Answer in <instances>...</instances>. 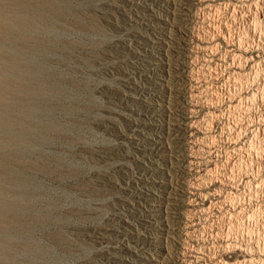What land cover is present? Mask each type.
<instances>
[{"label": "rangeland", "instance_id": "1", "mask_svg": "<svg viewBox=\"0 0 264 264\" xmlns=\"http://www.w3.org/2000/svg\"><path fill=\"white\" fill-rule=\"evenodd\" d=\"M0 264H264V0H0Z\"/></svg>", "mask_w": 264, "mask_h": 264}, {"label": "bare ground", "instance_id": "2", "mask_svg": "<svg viewBox=\"0 0 264 264\" xmlns=\"http://www.w3.org/2000/svg\"><path fill=\"white\" fill-rule=\"evenodd\" d=\"M206 1V0H205ZM209 1H211V0H209ZM213 1V0H212ZM178 2V1H177ZM199 2V1H198ZM219 2V1H218ZM222 2V1H221ZM239 2V1H238ZM212 3V2H211ZM208 4V3H207ZM213 4V3H212ZM226 4V3H225ZM239 4V3H238ZM204 7H205V5H203ZM229 7V6H228ZM203 8V7H202ZM207 8V7H206ZM236 8V7H235ZM239 9V8H238ZM182 10V9H181ZM235 11H236V9H235ZM187 13V12H186ZM215 13V12H214ZM225 13V12H224ZM239 14V13H238ZM208 15V14H207ZM221 15V14H220ZM252 15V14H251ZM236 16V15H235ZM234 16V17H235ZM233 17V18H234ZM237 17V16H236ZM211 18V17H210ZM194 19V18H193ZM235 19V18H234ZM237 19V18H236ZM182 20V19H181ZM200 20V19H199ZM198 20V21H199ZM213 21V20H212ZM206 22V21H205ZM210 22V21H209ZM224 22V21H223ZM229 23V22H228ZM248 23V22H247ZM208 24V23H207ZM211 24H213V22L211 23ZM210 24V25H211ZM232 24V23H231ZM235 24H236V22H235ZM197 25V24H196ZM204 25V24H203ZM237 25V24H236ZM239 25V24H238ZM237 25V26H238ZM230 26V25H229ZM216 27V26H215ZM231 27V26H230ZM234 27V26H233ZM236 27V26H235ZM204 28V27H203ZM208 29V28H207ZM236 31V30H235ZM234 35V34H233ZM199 36V35H198ZM203 36V35H202ZM225 35H223V37H224ZM235 36V35H234ZM249 37V36H248ZM225 38V37H224ZM221 40V39H220ZM231 40V39H230ZM192 41H193V39H192ZM222 41V40H221ZM228 41V40H227ZM231 42V41H230ZM229 42V43H230ZM218 43V42H217ZM229 43H226L228 46H229ZM191 44V43H190ZM221 45V44H220ZM253 45V44H252ZM173 46V45H172ZM234 47V46H233ZM249 48V47H248ZM219 49V48H218ZM229 49V48H228ZM237 49H239V46H238V48ZM236 49V50H237ZM196 50V49H195ZM238 51V50H237ZM246 51H248V50H246ZM222 53V52H221ZM229 53V52H228ZM227 53V54H228ZM191 54V53H190ZM226 54V55H227ZM188 55V54H187ZM186 58V57H185ZM234 60V59H233ZM248 60V59H247ZM217 62V61H216ZM229 62V61H228ZM171 63V62H170ZM178 63V62H177ZM209 64V63H208ZM207 64V65H208ZM233 64V63H232ZM172 65V64H171ZM191 65V64H190ZM201 66H203V65H201ZM233 66V65H232ZM199 67V66H198ZM218 67V66H217ZM242 67V66H241ZM212 68V67H211ZM233 69V68H232ZM238 69V71H237V74H239V64L237 65V68H236V70ZM189 71V70H188ZM196 71V70H195ZM234 71V70H233ZM204 72V71H203ZM229 72V71H228ZM235 72V71H234ZM222 75V74H221ZM229 75V74H228ZM200 77V76H199ZM226 77V76H225ZM231 77V76H230ZM235 77V76H234ZM232 78V77H231ZM230 78V79H231ZM235 78H237V77H235ZM239 81V80H238ZM203 83V82H202ZM227 83H228V81H227ZM239 83V82H238ZM222 86V85H221ZM231 86V85H230ZM218 91V90H217ZM205 92V91H204ZM216 92V91H215ZM194 95V94H193ZM228 97H229V95H228ZM196 99V98H195ZM204 99V98H203ZM220 100V99H219ZM236 100V99H235ZM190 101V100H189ZM194 101V100H193ZM210 102V101H209ZM195 103V102H194ZM218 103V102H217ZM199 105V104H198ZM220 105V104H219ZM224 107V106H223ZM227 108V107H226ZM231 110V109H230ZM184 111V110H183ZM224 112V111H223ZM194 116V115H193ZM217 118V117H216ZM237 118V117H236ZM188 119V118H187ZM216 120V119H215ZM214 121V120H213ZM195 122V121H194ZM198 122V121H197ZM199 124V123H198ZM230 125V124H229ZM238 126V125H237ZM227 127V126H226ZM239 127V126H238ZM195 136V135H194ZM239 137V136H238ZM234 140V139H233ZM193 141V140H192ZM229 141V140H228ZM192 143V142H191ZM197 143V142H196ZM213 146V145H212ZM197 147V146H196ZM204 147V146H203ZM235 148V147H234ZM229 150V149H228ZM204 152V151H203ZM209 152V151H208ZM193 155V154H192ZM195 156V155H194ZM227 157V156H226ZM225 165V164H224ZM238 165V164H237ZM218 168V167H217ZM229 168V167H228ZM237 168V167H236ZM216 169V168H215ZM218 171V170H217ZM212 172V171H211ZM227 172V171H226ZM234 172V171H233ZM238 173V172H237ZM213 174V173H212ZM211 174V175H212ZM221 174V173H220ZM212 179V178H211ZM235 180H236V177H235ZM235 185V184H234ZM228 202V201H227ZM179 215V214H178ZM190 234V233H189ZM233 245H235V244H233ZM224 254V253H223ZM220 259V258H219ZM225 262V261H224Z\"/></svg>", "mask_w": 264, "mask_h": 264}]
</instances>
